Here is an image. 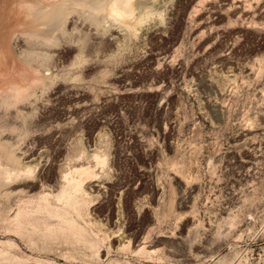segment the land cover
<instances>
[{"label":"rangeland","instance_id":"374dc122","mask_svg":"<svg viewBox=\"0 0 264 264\" xmlns=\"http://www.w3.org/2000/svg\"><path fill=\"white\" fill-rule=\"evenodd\" d=\"M24 1L0 0V264H264V0H133L128 28Z\"/></svg>","mask_w":264,"mask_h":264},{"label":"bare ground","instance_id":"6f19581e","mask_svg":"<svg viewBox=\"0 0 264 264\" xmlns=\"http://www.w3.org/2000/svg\"><path fill=\"white\" fill-rule=\"evenodd\" d=\"M24 4H26L28 11L26 10H22V11L23 12L26 11L28 14H24L23 12L18 13V15L20 16V20L23 22L24 21L27 22L31 18L33 19L31 21V24L36 25V26L39 25V23H41V20L43 19H47V21H51V23L55 22L56 20L64 17L65 14L69 13L66 11L67 8L78 6V7L88 8L94 14L101 13L105 17V19H109L113 23L124 25L128 28L131 26V25L129 26L128 20L134 16L135 9H136L135 5L133 4V0H100L99 3L98 2L96 3L97 4L96 6L89 3L87 0H29L25 2ZM140 19L142 20V18ZM29 33L31 34L33 33V31ZM35 72H38V71H35ZM35 72H32L33 76L36 74ZM26 78H25V81H26ZM32 81H33V84L31 82L30 84L28 83L27 85H24V86L12 87L10 90H8L5 93V97L8 98V100L10 99L11 101H18L19 99H22L26 97L27 95H29L31 87L33 85L36 86L37 84H40V82H43L44 78L42 76L40 77L37 75V77L33 78Z\"/></svg>","mask_w":264,"mask_h":264}]
</instances>
